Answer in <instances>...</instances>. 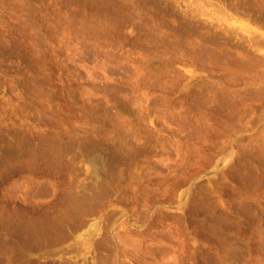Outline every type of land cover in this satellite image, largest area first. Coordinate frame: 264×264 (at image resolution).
Segmentation results:
<instances>
[{"label":"rangeland","instance_id":"1","mask_svg":"<svg viewBox=\"0 0 264 264\" xmlns=\"http://www.w3.org/2000/svg\"><path fill=\"white\" fill-rule=\"evenodd\" d=\"M0 264H264V0H0Z\"/></svg>","mask_w":264,"mask_h":264},{"label":"bare ground","instance_id":"2","mask_svg":"<svg viewBox=\"0 0 264 264\" xmlns=\"http://www.w3.org/2000/svg\"><path fill=\"white\" fill-rule=\"evenodd\" d=\"M94 165H95V164H94ZM52 226H53V225H51V226L49 227V229L52 228ZM63 227H64V226H63ZM58 228H59V227H58ZM52 229H53V228H52ZM52 229H51V230H52ZM54 230H55V229H54ZM54 230H53V231H54ZM49 231H50V230H49ZM39 234H40V233H38V234H36V235H39ZM25 235H26V234H25ZM36 237H37V236H36ZM17 239H18V238H17ZM19 239H20V238H19ZM18 241H19V240H18Z\"/></svg>","mask_w":264,"mask_h":264}]
</instances>
